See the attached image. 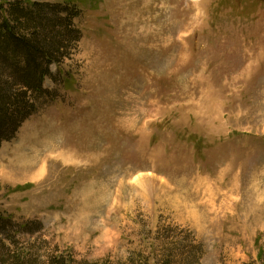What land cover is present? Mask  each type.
I'll return each instance as SVG.
<instances>
[{
	"label": "rangeland",
	"instance_id": "1",
	"mask_svg": "<svg viewBox=\"0 0 264 264\" xmlns=\"http://www.w3.org/2000/svg\"><path fill=\"white\" fill-rule=\"evenodd\" d=\"M39 1L83 37L0 146V264H264V0Z\"/></svg>",
	"mask_w": 264,
	"mask_h": 264
},
{
	"label": "trees",
	"instance_id": "2",
	"mask_svg": "<svg viewBox=\"0 0 264 264\" xmlns=\"http://www.w3.org/2000/svg\"><path fill=\"white\" fill-rule=\"evenodd\" d=\"M80 15L70 2L0 0V146L52 97L44 81L52 75L51 66L69 58L82 39L75 23ZM10 218L0 211V234ZM130 262L135 264L134 258ZM47 264L67 261L61 254Z\"/></svg>",
	"mask_w": 264,
	"mask_h": 264
}]
</instances>
